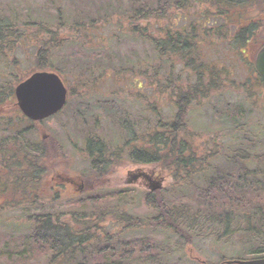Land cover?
Returning <instances> with one entry per match:
<instances>
[{
	"label": "trees",
	"instance_id": "16d2710c",
	"mask_svg": "<svg viewBox=\"0 0 264 264\" xmlns=\"http://www.w3.org/2000/svg\"><path fill=\"white\" fill-rule=\"evenodd\" d=\"M82 2L78 0V4ZM93 2H100L102 8L101 0ZM117 9L109 4L107 9L104 7L105 17L98 12V18L89 14V22L81 23L80 19L68 22L78 34L73 33L76 45L84 46L82 34L92 40L99 34V25L121 16V21L130 23L126 31L151 46L159 63L152 66L144 60L139 71L149 77L150 70L155 69L154 76H160L154 82L156 94L167 96L171 102L168 107H172L175 115L170 119L159 104H146L145 112L154 119L147 117L144 123L133 125L119 122L117 125L126 134L122 144L87 136L85 150L90 169L99 178H105L125 160L158 165L167 171L173 183L169 188L136 196L134 190L112 186L73 197L65 196L64 187L57 181H48L54 166L48 165L51 151L48 143L38 136V124L24 117L18 108L5 115L1 111L8 105L5 101L15 97L12 81L20 84L23 75L15 57L16 48L34 38L38 48L35 72L54 71V54L72 43L68 39V23L64 21L62 8L57 10L58 23L46 24L40 18L38 24H31L30 18L22 27L14 16L0 14V68L4 63L12 72L10 83H0V135L5 134L0 137V217L18 214L12 221L23 222L25 228V232H17L21 235L15 237L0 226V257L7 256L16 263L38 254L48 259L47 264H169L168 260L177 253L192 249L195 241L213 238L209 249L222 241L243 248L242 254L227 251L235 254L230 258L228 253H222V247H216L220 257L215 263L263 259L264 153L260 156V150L256 152L264 148L263 127L256 125L255 119L248 121L253 113L246 116L241 106H226V112L217 115L225 123L219 128L228 134L222 138L218 133H210L200 144L198 132L191 130L189 122L194 108L200 109L228 89L237 87L246 94V100L256 96L264 103V81L254 62L264 47V0H131L124 13L121 7ZM174 10L181 14L174 16ZM179 20L178 29H174V22ZM152 23L163 25L158 36L146 30ZM29 28L34 30V37L26 35ZM62 36L69 41L61 40ZM210 38L225 42L234 63L247 66L244 83L233 82V67L206 59L201 48ZM106 61L109 65L108 58ZM105 62L102 66L107 70ZM177 62L182 69H177ZM104 71L101 74L107 72ZM243 128H253L254 152L250 143L245 145L241 141ZM235 137L228 148L221 142ZM58 147L63 149L59 143ZM227 149L232 151L226 152ZM55 150L61 153L57 147ZM215 159H223L228 166L213 167ZM258 163L261 168L254 169ZM137 202L152 215H135ZM137 231L143 235L136 237ZM160 234L164 235L161 241L155 238ZM173 264L188 263L179 260Z\"/></svg>",
	"mask_w": 264,
	"mask_h": 264
},
{
	"label": "rangeland",
	"instance_id": "374dc122",
	"mask_svg": "<svg viewBox=\"0 0 264 264\" xmlns=\"http://www.w3.org/2000/svg\"><path fill=\"white\" fill-rule=\"evenodd\" d=\"M129 1L131 0H101V8L100 2L95 3L93 0H86L87 3L81 0L83 3L81 5L78 4V0H0V14L14 16L18 21V25L22 27L24 26V21H28L30 18H32L30 20L32 22L31 24H38L41 19L46 24L51 22L55 23V21L58 23L57 10L58 8H62L65 17L64 21L68 23L75 19H80L82 23V21L89 22L90 15L91 17L98 18V12L101 13L102 17H105L106 10H104V7L107 9L109 4L114 5L117 11L119 10L117 7H121L124 9V13L127 10L126 6ZM100 9L101 11H99ZM75 12H78L80 17L78 15L76 17ZM172 13H175L174 16L178 13L181 14L175 10ZM122 19L121 16L116 15L113 21L112 19H108L110 22L99 25V34L92 40L88 39L87 34H82L84 36L82 42L83 47L76 45L75 40L77 39H75V36L78 34L70 29L72 25L68 23V39L72 43L65 49L54 54V59L52 60L54 71L49 70L60 77L69 94L67 105L63 109V112L57 115V117H53L38 125V136L40 139L43 137V140L48 143L49 150L51 151V162L48 165L54 166V169L50 171L48 181L65 182L64 187L66 188V193L70 195L72 192L70 196L73 197H76L74 191H78L80 188H83L82 194L89 195L92 189L95 191L96 188H100L101 191L114 186L118 189L134 190L133 194L136 196L139 193L144 194L150 192L154 187L169 188L173 183L167 171L161 169L158 165H140L125 159H121L122 161L125 160L122 165L113 167L105 175V178H99L95 173L93 177V172L90 169L91 162L88 160V155L85 150L87 136L94 135L102 139L104 138L112 144L121 142V140L123 142L122 138L126 137V134L117 125L119 122L125 121L129 125H133L136 122L144 123V121L148 120L147 117L151 120L154 119L152 115L145 112L146 104H159V108H162V113L170 119L174 118L175 115L172 107H168L171 102L167 99V96L156 94L157 91H155L154 82L156 79L159 80L158 78L160 76H154L155 69L152 68L150 70L148 73L150 75L149 77L143 76L144 73L139 71V67H142L141 63L144 60H148V64H152V66H156L159 63L154 58L153 50L150 48L151 46L141 38H135L131 32H127L125 28L130 23L128 22L126 24L121 21ZM180 22V20L174 22V26L172 27L178 29ZM142 24L144 25L145 23ZM154 24L157 25L158 23L148 24L146 30L151 34L156 33V36H158L160 34V28L163 25L153 26ZM35 29H39V27ZM33 31L32 28H29L25 30V33L28 36L32 35L34 37L35 34L32 33ZM59 38L61 40L64 39L63 36ZM25 41L26 39L22 42L24 43ZM34 42L33 38L31 43L23 44L16 48L15 57L20 63V71L23 72V75H20L21 82L27 80L36 71L35 57L38 48ZM226 47L225 42H217L211 39L203 44L201 51L208 61L213 60L219 61L220 63L223 61L230 68L233 67L235 75L233 82L244 83L246 77H248L247 66L240 63L238 65L235 64L234 60L231 59V52H228ZM250 53L251 51L248 50L246 53L247 59H249ZM68 54L71 57L75 54L73 56L74 58H69L67 56ZM98 55L102 57L99 58ZM83 58H85V61ZM98 58L101 61L97 60ZM107 58L110 62L109 65H107ZM79 60L82 61L79 62ZM104 62L106 63L107 70L102 66ZM176 64L178 70L182 69L183 66H180L178 62ZM5 66L6 64L3 63L0 68V83L11 82L9 75L12 72L7 70L9 67ZM102 69L107 72L104 71L105 74H101ZM12 83L14 84L12 92H14L18 83L14 80ZM222 94L211 98L212 100L206 102L200 109H193L194 112L190 116L189 123L191 130L198 132L200 144H202L200 141L204 140L205 142L209 138L210 133H218L220 134L218 136L222 138H224L225 134H228L226 130L224 133L221 131L222 128H219V126L225 123L217 115V113L223 115L226 112V106H241L246 112V116L249 113H253L248 121L253 119L257 120L258 123L256 125L262 126L264 130V103L262 98L259 99L256 96H251L246 100L244 97L246 94L239 91L237 87L235 89H228ZM247 94L251 95L248 92ZM10 96L13 97V95ZM13 101H15L14 105L11 104L14 103ZM5 103H8V105L4 109L2 108L1 111L4 115L10 114L13 109L18 108L15 106L17 104L15 97L12 100L5 101ZM252 130L253 128H243L240 133L242 135L241 141L243 140L245 145L250 143V149L254 152V144L252 143L254 134ZM3 135L5 134L0 135V137H3ZM235 140L236 137L233 139L225 138L221 142L228 148ZM58 143L61 144L63 149L58 147ZM55 147L63 155L56 151ZM259 150L260 153L258 154L261 156L264 153V148L261 147L256 152ZM230 151L232 149L226 150V152ZM212 165L213 167L217 166L224 169L228 166L227 162L225 163L223 159L219 161L215 159L212 161ZM261 165L259 163L255 164L254 169L259 166L261 168ZM134 214L143 217L152 215L151 211L146 209L140 202L136 203ZM13 216H18V214L12 215L11 213L5 219L0 217V226L4 232L16 237L21 235L17 232L22 233L25 228L23 222L17 223L12 221L13 219L16 220ZM141 234L143 235V233L137 231L136 237H140ZM155 238L161 241L164 239V235L160 234ZM207 240L209 241H195L192 249L187 248L183 253H177L176 256L168 260L169 264H173L179 260L184 263L187 262L188 264H219L220 262L215 263L218 262L220 257L218 249H215L216 247H222L224 249V252H222L224 255L229 251H235V253L240 252L241 254L243 252L242 246L237 247L238 245L233 244L231 241H222L218 246L209 249L208 244L213 243V238H207ZM203 252L206 253L202 254ZM207 255L211 259H208ZM234 255L228 253L227 256L231 258ZM172 258L174 259L173 261ZM8 259L9 257L7 256L0 257V264L48 263V259H44V256L39 257L38 254L34 255V258L30 260L19 263H16L14 260L10 262Z\"/></svg>",
	"mask_w": 264,
	"mask_h": 264
},
{
	"label": "water",
	"instance_id": "95a60500",
	"mask_svg": "<svg viewBox=\"0 0 264 264\" xmlns=\"http://www.w3.org/2000/svg\"><path fill=\"white\" fill-rule=\"evenodd\" d=\"M256 70L264 80V48L255 60ZM17 106L25 117L40 122L51 118L66 105L67 90L60 78L52 72H38L15 90ZM226 264H264V258L254 261H231Z\"/></svg>",
	"mask_w": 264,
	"mask_h": 264
},
{
	"label": "flooded vegetation",
	"instance_id": "af4514ba",
	"mask_svg": "<svg viewBox=\"0 0 264 264\" xmlns=\"http://www.w3.org/2000/svg\"><path fill=\"white\" fill-rule=\"evenodd\" d=\"M81 182H82V180H81ZM71 183L74 184L73 181H71ZM83 183H84V182H83ZM64 184H65V182H63V183H59L58 185L64 187ZM79 188H80V187H79ZM84 189H85V188H84ZM71 191H72V190H71ZM80 191L83 192V188H82V189L80 188ZM64 193H65V196H66L67 193H66V188H65V187H64Z\"/></svg>",
	"mask_w": 264,
	"mask_h": 264
}]
</instances>
